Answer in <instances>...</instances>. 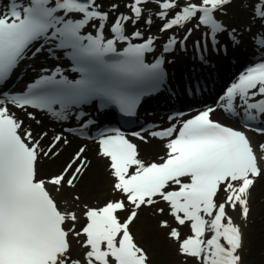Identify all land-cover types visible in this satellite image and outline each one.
Listing matches in <instances>:
<instances>
[{
	"label": "snow or ice",
	"instance_id": "snow-or-ice-1",
	"mask_svg": "<svg viewBox=\"0 0 264 264\" xmlns=\"http://www.w3.org/2000/svg\"><path fill=\"white\" fill-rule=\"evenodd\" d=\"M149 2L132 0L126 5L131 15L121 13L115 19L96 0H10L7 11L0 13V86L29 52L34 58L47 44L70 50L67 55L75 65L71 71L80 73V79H69L55 67L50 74H40L26 91L0 93V264H149L130 226L139 210L155 206L157 198L167 204L177 226H190L191 235L181 238L179 227H171L167 220L160 222L178 242L179 254L195 264H244V229L233 222L228 209L249 219L251 191L264 176V144L254 146L244 131L212 120L214 108L183 120L178 130L173 125L151 133L168 139L162 162L145 163L137 145L118 130L101 133L98 155L108 161L112 188L122 198L99 207L85 204L86 223L79 230L75 211H61L50 187L57 193L65 186L75 187L89 167L84 158L86 146L61 171L41 176V157L57 158L61 142H70L56 134L45 149L43 141L49 133L36 135L24 128V121L14 111L40 109L67 119L62 116L67 108L100 97L131 113L144 94L143 86L155 88L163 79V58L145 63V54L154 51V38L135 31L132 38L143 42L133 43L126 34L127 22L137 24L144 18L142 5ZM155 2L160 9L156 17L163 22L159 31L185 29L181 39L172 36L163 45L164 52H171L176 45L184 47L193 30L201 26L206 32L194 47H203V36L210 47H218L219 37L227 29L217 14L234 0H188L183 6L179 0ZM262 6L264 0L252 5L253 18L264 22ZM116 8L113 4L112 9ZM152 23L145 19V24ZM89 27L95 31L84 34ZM227 34L235 35V29ZM254 40L264 47L260 37ZM36 42L42 46L32 51ZM118 42H127V46L118 51ZM48 72L41 69V73ZM218 102L227 112L241 108L247 119L264 117V59L247 67ZM53 105H59L60 111ZM26 115L35 119L32 112ZM255 131L264 134V128ZM156 211L164 214L165 209ZM120 212L128 214L121 218ZM69 222L71 226L66 227ZM73 239L83 253L74 255Z\"/></svg>",
	"mask_w": 264,
	"mask_h": 264
},
{
	"label": "bare ground",
	"instance_id": "bare-ground-1",
	"mask_svg": "<svg viewBox=\"0 0 264 264\" xmlns=\"http://www.w3.org/2000/svg\"><path fill=\"white\" fill-rule=\"evenodd\" d=\"M7 2L8 0H0V8L3 5H6ZM131 2L132 0L97 1V3L101 5V7H110L112 4H122L120 6H122V11L126 14L130 13L129 8L126 7V5L130 4ZM259 2L260 0H243L241 2H238L233 7L231 5L227 6L221 13H218L220 15L219 18L222 24L227 29V32L219 37V45L224 46L226 50L224 54H222L221 52L213 54L210 50L201 51V57L204 58V61L210 62V66L207 70L203 69V65H200L194 61V59H196V54L194 53L193 49L189 47L190 43L193 44V34L186 42L185 53H180L176 47L171 55H166L167 64L170 69V86L179 92L182 90V80H178V74L180 73L181 75H186L185 79H187L188 81H190L196 76H203V79L205 77H209V80L211 79L210 81H212L213 86L216 87L224 79V77L230 76L235 71L234 67L238 63L246 61L247 59H250L255 55H261L263 47H253L251 45V39L258 36L262 40H264V33L260 31V26L263 22L259 18L254 19V13L250 14L249 12V10L252 8V5L254 3ZM179 3H181V1ZM142 8L144 11V18H142L137 24L127 22L126 30L136 29L147 36H156L154 43L155 47H158L159 43L169 38L171 34L180 35L181 38L185 35V29L182 28H177L176 30L168 31L167 34H164V32H162L163 34L158 32V27L163 22L155 16L159 10L154 6L153 0H150L149 3L142 5ZM262 8H264V6H262ZM146 18L152 19L153 23L151 25L145 24ZM188 25L187 27H190L192 24ZM88 29L92 30L93 28L89 27ZM232 29H235V36L238 37L237 43H231L227 39V33L230 32V30ZM205 32L206 29L204 28V33ZM57 56L59 57L61 56V54L58 53ZM28 62H31V66L29 67V70L25 69V71L27 73H30V70L37 68V57L25 61L23 60L22 64L24 65ZM212 66L213 68H211ZM198 70L200 71L198 72ZM210 105L211 104L206 103L205 107L208 108V106ZM14 111H16V115L24 121V128L30 129L36 135L43 131H47L49 133V137L45 139L43 143L56 134L62 135L70 142L67 145L61 142L57 149V151H59L60 153L57 158L53 160H48L44 157H41L38 164L41 176L45 174H54L61 171L62 167L65 166L66 163L70 160V158L74 155L71 154L73 147L85 143L84 141H81L76 137L63 132L60 127L57 126L55 122L52 119L48 118L43 112H33V110L30 109H26V111H19L14 109ZM26 112L34 113L33 116L35 117V119H29L26 115ZM37 121H40V123L38 124ZM262 143L264 144V141ZM137 148L139 151V158L142 160L148 159V161H154L158 156H160L164 152H167V149L164 147V145L161 146V142L156 140L139 143V145H137ZM84 155L86 161L89 162V167L83 173V176L85 174V177L83 181L84 184L82 185L81 190L75 192L71 188L65 186V188L60 193H57L50 187V191L52 192V195L56 198L59 207L63 210L75 211L79 221L82 220L81 215L84 211L83 206L85 204L88 205L90 203V198L92 195L95 197L96 202H99V199H103L106 197L112 200L116 195H118V193L111 189L114 178H111L110 169L106 167L108 162L105 158L100 157L96 153L93 143L87 144ZM62 159H66L64 163H62ZM261 166H264V160H261ZM107 173L109 175L108 177L105 176ZM256 188L261 189V191L259 190L257 194L253 193ZM76 196H79L80 199L76 200ZM105 202L106 201H104L103 203ZM148 207L149 213L148 219L145 218L147 220L145 229L146 232L150 233L151 235L149 234L147 237L149 241L147 244V249H152L158 258L168 256L169 261L171 262L170 264H172L173 262H175V256H173L172 253L174 249H176L178 253V242L163 238L162 232L159 238L155 239L152 235V232L156 230L154 229L156 226H152V221L156 220L160 231L163 232L170 230L160 227V222L163 220H167L171 227H179V231L181 232V234H184L187 231V226H177L175 221L172 220V216L168 214L167 209H165L164 214H157L155 211H153L152 206ZM141 214L138 215L137 219L139 223L141 221L140 218H142L140 217ZM263 214L264 185H262L260 179L258 178L251 192L249 219L244 220L240 216L236 219V224L243 226L244 229V244L246 245L247 249L244 254L245 264H252L253 257L256 256L257 258V255L263 256L264 243L260 239V231L257 229V224L262 222ZM160 215H162L163 217L161 218ZM69 223L71 226V222ZM76 227H78V223L76 224ZM131 227L136 230V240L139 246L142 247L140 240L143 238V235L141 234L138 222H136L135 220ZM73 247L74 255H78L80 253H83L84 251V249L81 248L78 244H75V239H73Z\"/></svg>",
	"mask_w": 264,
	"mask_h": 264
},
{
	"label": "rangeland",
	"instance_id": "rangeland-1",
	"mask_svg": "<svg viewBox=\"0 0 264 264\" xmlns=\"http://www.w3.org/2000/svg\"><path fill=\"white\" fill-rule=\"evenodd\" d=\"M155 0H153V2H154ZM115 5H117V4H115ZM120 5H122V4H120ZM118 7H120L119 5H117ZM112 7V6H111ZM111 7H109V8H111ZM122 7V6H121ZM103 11H105V12H110V11H107V10H105V8H103ZM110 14V13H109ZM250 14H252V10H250ZM112 17V16H111ZM52 139V137L50 138V139H48V140H46L44 143H43V147L44 148H46L47 146H48V144H49V142H50V140ZM79 146H75V147H73V149H72V151H71V154H74L75 153V151L77 150V148H78ZM85 156V155H84ZM65 160L66 159H62V163H64L65 162ZM50 175V174H49ZM83 176V175H82ZM106 177H108L109 175H108V173L105 175ZM84 177H85V174H84V176H83V178L82 179H78L76 182H75V187L74 188H71L73 191H79V190H81V188H82V185L84 184L83 183V181H84ZM259 179H260V181H261V183H262V185H264V176H261V177H259ZM114 182V181H113ZM112 182V183H113ZM261 188V187H260ZM260 188H256L254 191H253V193H255V194H257L258 192H259V190L261 191V189ZM111 189L113 190V188H112V186H111ZM252 192V191H251ZM118 196H119V194L118 195H116L112 200H116L117 198H118ZM91 198H92V201H91ZM91 198H90V203L88 204L89 206H92V207H99V206H103V202L104 201H108V200H110V198L108 199L107 197L106 198H101V199H99V202H96L95 201V197L92 195L91 196ZM100 203V204H99ZM152 208H153V211H155L157 214H159L157 211H156V209L157 208H164L163 206H162V204H157V205H155V206H152ZM141 210V209H140ZM149 208L146 206V207H144V208H142V210L139 212V214H141L140 215V217H142V218H140V223H139V221H137V219H136V222H138V226H139V228H140V231H141V234L143 235V238L140 240V243L142 244V247L144 248V250H145V252L147 253V255H148V257H149V264H170L171 262L169 261V257L167 256V257H162V258H158L156 255H155V253L153 252V250L152 249H147L148 248V235L150 234V233H148V232H146V222H147V220L146 219H148V213H149ZM236 212V214H237V217L240 215L239 214V211L237 210V211H235ZM126 212H124V213H122L121 215H120V217L121 218H123L124 217V214H125ZM230 213H231V210H229V214L228 215H230ZM138 214V215H139ZM160 217L162 218L163 216L162 215H160ZM81 218H84L83 219V221H78V228H79V226L82 224V223H84L85 222V217L83 216V213H82V215H81ZM146 218V219H145ZM232 219H233V222L235 223L236 222V218H234L233 216H232ZM258 225V227H257V229L260 231V234H259V237H260V239L262 240V242L264 243V214H263V216H262V222H260L259 224H257ZM152 226H156L154 229H156L154 232H152V235L154 236V238L156 239V238H159V236L161 235V232L163 233V235H162V237L163 238H166V239H169V240H173V239H171L169 236H168V232L170 231V230H168V231H166V232H163V231H160V229H159V226L157 225V221L155 220V221H152ZM66 227H69V224L68 225H66ZM131 227V226H130ZM78 230V229H77ZM263 232H262V231ZM131 232H132V234H133V236L134 237H136L135 239H137V233H136V230L133 228V227H131ZM189 232L187 231V234H188ZM151 235V234H150ZM185 233L184 234H182L181 235V238H184L185 236ZM154 241H156V240H154ZM173 241H176V240H173ZM136 242H137V240H136ZM138 243V242H137ZM139 245V244H138ZM246 245L244 244V252L242 253V255L244 256V254H245V252H246ZM173 256H175V262H173L172 264H195V262L192 260V259H190V258H187V257H185V256H183V255H181V254H179V252L177 253V250L176 249H174V251H173ZM254 260H255V264H264V253H263V256H260V255H257V258H256V256L255 257H253V263L252 264H254ZM244 264H245V262H244Z\"/></svg>",
	"mask_w": 264,
	"mask_h": 264
}]
</instances>
